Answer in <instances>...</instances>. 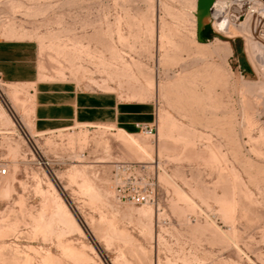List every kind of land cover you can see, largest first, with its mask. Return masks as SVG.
I'll return each mask as SVG.
<instances>
[{"label":"rangeland","instance_id":"obj_1","mask_svg":"<svg viewBox=\"0 0 264 264\" xmlns=\"http://www.w3.org/2000/svg\"><path fill=\"white\" fill-rule=\"evenodd\" d=\"M196 5L0 0V40L36 44L40 78L156 105L153 133H37L0 78V264H264V48L209 19L198 40ZM116 160L146 165L153 201L118 200Z\"/></svg>","mask_w":264,"mask_h":264},{"label":"crops","instance_id":"obj_2","mask_svg":"<svg viewBox=\"0 0 264 264\" xmlns=\"http://www.w3.org/2000/svg\"><path fill=\"white\" fill-rule=\"evenodd\" d=\"M38 47L28 40H0V78L24 89L31 104H13L5 110L8 122H30V130L49 133L75 125H111L134 134L142 124L156 121V105L147 101L122 100L115 90L81 88L72 80L40 78ZM28 91V93H26ZM29 95V96H28Z\"/></svg>","mask_w":264,"mask_h":264},{"label":"built area","instance_id":"obj_3","mask_svg":"<svg viewBox=\"0 0 264 264\" xmlns=\"http://www.w3.org/2000/svg\"><path fill=\"white\" fill-rule=\"evenodd\" d=\"M210 23L217 32L264 37V0H213L210 7ZM260 33V34H259ZM141 129L153 133L154 126L142 124ZM146 165L114 161L112 182L119 201L149 203L154 200L155 189L150 178L143 174ZM10 172L9 164L0 160V178Z\"/></svg>","mask_w":264,"mask_h":264},{"label":"water","instance_id":"obj_4","mask_svg":"<svg viewBox=\"0 0 264 264\" xmlns=\"http://www.w3.org/2000/svg\"><path fill=\"white\" fill-rule=\"evenodd\" d=\"M213 0H197L196 5V19H197V33L198 40L203 41L202 31L207 25V20L210 18V7Z\"/></svg>","mask_w":264,"mask_h":264},{"label":"bare ground","instance_id":"obj_5","mask_svg":"<svg viewBox=\"0 0 264 264\" xmlns=\"http://www.w3.org/2000/svg\"><path fill=\"white\" fill-rule=\"evenodd\" d=\"M246 40H247V49L250 55L252 56L257 54L258 49L260 52V48H264V37H260L256 35V33L251 36L249 35L248 37H246Z\"/></svg>","mask_w":264,"mask_h":264},{"label":"trees","instance_id":"obj_6","mask_svg":"<svg viewBox=\"0 0 264 264\" xmlns=\"http://www.w3.org/2000/svg\"><path fill=\"white\" fill-rule=\"evenodd\" d=\"M210 36H211L210 26L207 24L202 31V37L204 40H207Z\"/></svg>","mask_w":264,"mask_h":264}]
</instances>
